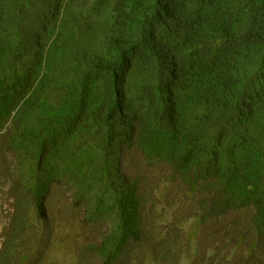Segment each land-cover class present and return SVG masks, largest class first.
<instances>
[{"label": "trees", "instance_id": "16d2710c", "mask_svg": "<svg viewBox=\"0 0 264 264\" xmlns=\"http://www.w3.org/2000/svg\"><path fill=\"white\" fill-rule=\"evenodd\" d=\"M140 149L264 250V0H0V171L38 218L56 191L116 257L139 235Z\"/></svg>", "mask_w": 264, "mask_h": 264}, {"label": "rangeland", "instance_id": "374dc122", "mask_svg": "<svg viewBox=\"0 0 264 264\" xmlns=\"http://www.w3.org/2000/svg\"><path fill=\"white\" fill-rule=\"evenodd\" d=\"M119 165L138 184L139 235L113 259L99 250L107 222H87L62 191L38 218L30 199L17 207L11 180L0 171V264H264L251 209L212 208L211 190L185 184L164 164H149L135 146Z\"/></svg>", "mask_w": 264, "mask_h": 264}]
</instances>
